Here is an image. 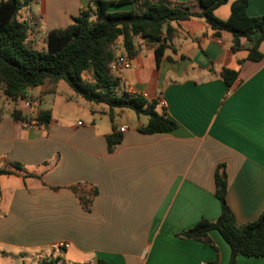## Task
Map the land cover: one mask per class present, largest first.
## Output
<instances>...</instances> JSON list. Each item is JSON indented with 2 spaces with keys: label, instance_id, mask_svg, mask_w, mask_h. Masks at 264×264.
<instances>
[{
  "label": "crops",
  "instance_id": "obj_1",
  "mask_svg": "<svg viewBox=\"0 0 264 264\" xmlns=\"http://www.w3.org/2000/svg\"><path fill=\"white\" fill-rule=\"evenodd\" d=\"M92 1L34 0L18 12V20L29 25L28 40L33 34L45 38ZM166 1L194 5V0ZM233 1L214 15L227 19ZM246 14L264 16V0H248ZM169 26L173 36L157 64L154 46L136 37L131 66L113 74L124 92L156 102L177 125L170 132L141 133L147 116L87 106L73 92L56 96L58 87L49 82L29 92V108L21 103L0 110V169L12 172L1 175L8 198L0 194V252L17 251L21 264L25 255L33 264L58 263V255L68 264H228L230 249L217 231L208 232L211 245L179 233L218 217L214 172L221 164L236 222H251L264 208V40L258 46L261 59L249 61L247 50L259 33L251 41L240 39V50L233 51L231 34L215 35L200 18ZM114 52L125 55L120 39ZM224 68L237 71L230 87L220 76ZM40 100L45 104L39 111L50 112L46 128L12 119L18 110L33 123L39 112L33 105ZM69 104L88 110L90 117L80 121L61 111ZM96 114L110 115V124L97 125ZM112 126L121 141L108 152L105 136ZM122 126L126 129L119 132ZM76 185L85 195L96 191L87 210L71 190ZM58 241L68 248L52 251L49 245ZM235 264H264V256L238 255Z\"/></svg>",
  "mask_w": 264,
  "mask_h": 264
},
{
  "label": "trees",
  "instance_id": "obj_2",
  "mask_svg": "<svg viewBox=\"0 0 264 264\" xmlns=\"http://www.w3.org/2000/svg\"><path fill=\"white\" fill-rule=\"evenodd\" d=\"M33 1L0 0V83L3 85V95L14 102L28 98L30 90L45 82H63L85 102L103 104L109 110L130 109L137 116H147L146 125L139 128L141 133H167L176 128V123L164 111L157 110L155 101H148L140 94L124 92L120 78L109 69V64L118 57L113 48L116 41L121 40L127 57L134 54L133 39L136 37L154 46L157 64L173 36L169 23L200 18L215 35L219 32L230 33L233 51L240 50V39L251 41L252 36L259 33L253 46L247 50L246 60L259 61L262 57L258 46L264 40V16H247L248 0L233 1L225 20L217 18L214 10L227 0H194L192 6L166 0H93L91 6L81 9L68 26L48 31L46 48L41 51L29 43V25L17 18L18 12ZM125 6L129 8L123 9ZM139 6L141 10H138ZM114 7L117 9H112ZM220 76L225 85L230 87L237 77V71L224 68ZM11 117L23 123L30 122L18 110H13ZM34 120L46 128L50 112L39 111ZM105 141L108 152H112L120 143L121 135L114 131V126L105 136ZM13 167L21 170L20 164L14 163ZM9 174L12 172L0 169V176ZM27 176L35 177L31 174ZM71 190L80 205L85 210L89 209L96 191L93 189L85 195L79 185L71 187ZM226 191V173L221 164L214 172V195L220 204L218 217L214 221L202 219L179 234L211 245L208 232L217 231L230 249L228 264H235L238 255L263 257L264 208L255 220L238 224L226 202ZM45 264L57 262L56 259H50ZM89 264L107 263L97 260Z\"/></svg>",
  "mask_w": 264,
  "mask_h": 264
},
{
  "label": "rangeland",
  "instance_id": "obj_3",
  "mask_svg": "<svg viewBox=\"0 0 264 264\" xmlns=\"http://www.w3.org/2000/svg\"><path fill=\"white\" fill-rule=\"evenodd\" d=\"M141 7L139 6L138 10ZM24 12V9L20 10V15ZM18 19H20V16H17ZM34 37V40L31 39V37H29V43L32 45V47L36 50H43L46 48V42H45V38H41L38 35H32ZM114 48V45H113ZM56 86L58 87V95L56 96H61L62 97V91L68 92V93H72L71 90H69V88L66 86L65 83L63 82H58L56 83ZM3 85L0 83V110L4 113L7 112L11 109H16L18 107L21 106V103L24 105V103H28V106H26L27 108H29L31 105V101L29 98L24 99V100H18V101H11L9 99H7L4 95H3V91H2ZM31 91V90H30ZM29 91V92H30ZM28 92V94H29ZM45 97H52L51 94H45ZM44 100V98H43ZM80 103H84V105H97L100 108H105L107 109L108 107L106 105L103 104H89L87 102H85L83 99H79ZM44 101L40 100L37 101L36 103H34L33 105V110L39 111L44 107ZM67 107H69V109H67ZM0 111V112H1ZM61 111L64 112H69V113H75L77 115V119H79L80 121H83L84 119H88L90 117V112L88 110H82L80 108H77L75 105L73 104H69L68 106H63L61 108ZM68 114V113H67ZM96 124L99 125V121L102 120L103 122H105V124H110V120H111V116H109L108 114L106 115H100V114H96ZM76 119V120H77ZM113 122H114V116L112 117ZM35 121V120H34ZM31 123V119L30 122ZM103 124V123H101ZM5 176H0V194L2 199H6L8 198L7 196V192L5 191V182H4ZM2 251L0 252V264H21L20 258L17 255V251L12 250V249H1ZM28 254V252H27ZM28 255H31V253H29ZM59 256V261L57 264H68V262L66 260H64L62 258V255H58ZM24 264H33L32 263V259L30 258V256L27 257V255H25L24 259H22Z\"/></svg>",
  "mask_w": 264,
  "mask_h": 264
},
{
  "label": "built area",
  "instance_id": "obj_4",
  "mask_svg": "<svg viewBox=\"0 0 264 264\" xmlns=\"http://www.w3.org/2000/svg\"><path fill=\"white\" fill-rule=\"evenodd\" d=\"M131 66L130 59L127 56H118L116 57L110 64H109V69L111 70L112 73L117 71L118 69H127ZM144 97V96H143ZM26 106H28V103H25ZM159 106L164 107L165 102L164 101H159ZM80 124V123H78ZM27 125H33V126H38L39 123L37 121H33V123H28ZM126 129V126H122L118 129L119 132H124ZM50 249L52 251H59V250H64L68 248V243L64 241H58L51 243Z\"/></svg>",
  "mask_w": 264,
  "mask_h": 264
}]
</instances>
